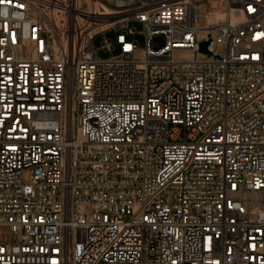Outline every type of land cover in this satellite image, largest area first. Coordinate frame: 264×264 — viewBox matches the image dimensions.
<instances>
[{
  "label": "built area",
  "instance_id": "built-area-1",
  "mask_svg": "<svg viewBox=\"0 0 264 264\" xmlns=\"http://www.w3.org/2000/svg\"><path fill=\"white\" fill-rule=\"evenodd\" d=\"M104 7L0 0V264H264V0Z\"/></svg>",
  "mask_w": 264,
  "mask_h": 264
},
{
  "label": "rangeland",
  "instance_id": "rangeland-1",
  "mask_svg": "<svg viewBox=\"0 0 264 264\" xmlns=\"http://www.w3.org/2000/svg\"><path fill=\"white\" fill-rule=\"evenodd\" d=\"M139 1H144V0H105V2L108 4V9L110 10H114L115 7L117 6H130L133 3L139 2ZM122 3V4H120ZM196 16H197V21H196V25L199 28H203L204 27V22H203V12L202 10H197L196 11ZM132 26L135 28L136 30V34L132 37V40L135 42L136 44V50L133 53V61L134 62H142L145 59V52H144V44H143V36L141 33V26L137 23H133ZM216 32H213L212 34H215ZM115 36L113 31H109L107 33H105L104 38L106 39H113ZM206 36L205 32H201L198 35L199 40L204 39V37ZM103 41V36L99 35L94 39V46L96 49H98V58L100 60H104V61H117L119 60V56H118V50H114L112 53V57H110V55L108 53L103 52L102 50H100V45L101 42ZM155 44L156 45H161L162 41L161 39H155ZM214 51L218 52L219 54H222L223 52V47L222 45H217L214 44L213 46ZM192 53H188L185 51H175L173 52V59L174 60H181V61H186L188 59H190ZM197 58L199 60H206L207 57H205L202 54H198ZM24 180L27 181V175L24 176Z\"/></svg>",
  "mask_w": 264,
  "mask_h": 264
},
{
  "label": "water",
  "instance_id": "water-1",
  "mask_svg": "<svg viewBox=\"0 0 264 264\" xmlns=\"http://www.w3.org/2000/svg\"><path fill=\"white\" fill-rule=\"evenodd\" d=\"M208 44H209V42H203V43H200V44H199V51H200L201 53H204V54H209V53L207 52Z\"/></svg>",
  "mask_w": 264,
  "mask_h": 264
},
{
  "label": "bare ground",
  "instance_id": "bare-ground-1",
  "mask_svg": "<svg viewBox=\"0 0 264 264\" xmlns=\"http://www.w3.org/2000/svg\"><path fill=\"white\" fill-rule=\"evenodd\" d=\"M119 1V0H118ZM120 4H122V3H120ZM104 11L106 12V13H111L110 12V9H108V8H106V7H104Z\"/></svg>",
  "mask_w": 264,
  "mask_h": 264
}]
</instances>
